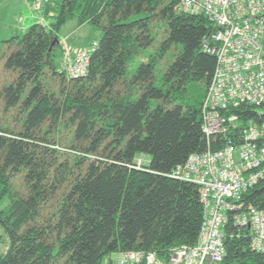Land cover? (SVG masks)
<instances>
[{"label": "trees", "instance_id": "16d2710c", "mask_svg": "<svg viewBox=\"0 0 264 264\" xmlns=\"http://www.w3.org/2000/svg\"><path fill=\"white\" fill-rule=\"evenodd\" d=\"M40 14L44 22L0 39V66L13 76L0 100L21 113L20 131L0 126V205L10 199L0 210L10 239L0 264H116L112 256L128 251L168 260L196 245L198 186L169 174L208 148L201 105L216 59L203 40L214 24L179 0H43ZM70 20L103 31L78 78L59 67L62 44L52 46ZM55 131L68 134L63 145ZM142 154L151 159L139 167ZM242 200L264 208V180ZM225 234L219 264H264L248 228L230 218Z\"/></svg>", "mask_w": 264, "mask_h": 264}, {"label": "built area", "instance_id": "2783aa9c", "mask_svg": "<svg viewBox=\"0 0 264 264\" xmlns=\"http://www.w3.org/2000/svg\"><path fill=\"white\" fill-rule=\"evenodd\" d=\"M179 5L205 15L215 26L203 40L204 51L216 59L201 105L208 148L169 174L198 186L204 220L196 245L172 249L168 260L155 251H128L117 255L116 264H219L226 254L230 218L250 230L251 248L264 253V208L242 200L264 180V0H179ZM42 6L43 0L32 4L37 12ZM61 44L65 75H86L98 41L73 50L65 41ZM212 141L220 147L213 149Z\"/></svg>", "mask_w": 264, "mask_h": 264}, {"label": "rangeland", "instance_id": "374dc122", "mask_svg": "<svg viewBox=\"0 0 264 264\" xmlns=\"http://www.w3.org/2000/svg\"><path fill=\"white\" fill-rule=\"evenodd\" d=\"M8 3L9 7L12 8L10 10V16L12 19L17 14H31V10L29 9V2L27 4L26 0H4L3 5ZM32 7V5H31ZM34 15H36L38 18L41 17V14L37 11H33ZM44 21V20H43ZM36 22L35 18H31L24 22L22 31H25L29 28L30 25ZM1 23V22H0ZM23 23V22H22ZM9 29V28H8ZM12 32L10 35H8V31L5 29V27H2V24H0V35L2 39H6L11 37L14 34V30L10 29ZM158 31L159 37H163V31L162 29H156ZM103 34V31L94 25L90 23H85L83 25L78 26L77 22L75 20L68 21L61 29L60 31V37L64 38L67 42V45H69L72 50L73 48H85L90 44V42L93 39L99 40L101 35ZM79 46V47H78ZM5 53V49L2 46L0 48V58H2L3 54ZM139 60V59H138ZM136 60L135 62L131 63L129 69L135 70L137 64L139 61ZM63 62V56L60 60V68ZM160 69V67H159ZM159 76L161 73L158 71ZM13 76L7 75L0 66V86L2 84V81H6L11 79ZM195 93L199 96H202L204 93V88L201 85L194 86ZM21 113L19 112V107L15 109H10L9 111H4L3 109V102L0 100V126L6 127L9 130L12 131H20L21 129ZM68 134H66V131H63L62 133H58L57 131L54 132V138L55 141L59 145H63L65 140L67 139ZM145 156H149L148 154H143ZM141 156V155H140ZM143 159H137V164H143ZM142 166V165H141ZM15 184L17 185L19 191H17L18 194H25L26 190L24 188L22 180L18 177L14 180ZM10 204L9 197H6L2 204L0 205V210L7 209ZM10 246V239L9 235L2 223H0V253H5ZM115 261L117 260V256H112Z\"/></svg>", "mask_w": 264, "mask_h": 264}, {"label": "crops", "instance_id": "0c3cea01", "mask_svg": "<svg viewBox=\"0 0 264 264\" xmlns=\"http://www.w3.org/2000/svg\"><path fill=\"white\" fill-rule=\"evenodd\" d=\"M3 1L4 0H0V22H1L0 24H2V27L3 28L5 27V29L7 31L9 30L8 35H10V33L12 32L10 29H13L14 31L16 29H22L24 22H26L27 20H29L31 18H35L36 22L41 21V17L38 18L36 15H34L33 11H35V10H33V8L31 7V4H29V9L31 10V14H21V13L19 15L16 14L14 16V18L12 19V17L10 16V10L12 8L9 7L8 3L3 5ZM26 2L28 4L29 1L26 0ZM0 37H2V36L0 35ZM0 39H2V38H0ZM60 40L65 41V39L62 37H60ZM93 40H97V39H93ZM139 159H143L144 163H149L151 157L145 156L142 154L141 156H139ZM114 256H117V255H114Z\"/></svg>", "mask_w": 264, "mask_h": 264}, {"label": "water", "instance_id": "95a60500", "mask_svg": "<svg viewBox=\"0 0 264 264\" xmlns=\"http://www.w3.org/2000/svg\"><path fill=\"white\" fill-rule=\"evenodd\" d=\"M59 43V38L58 37H56L55 39H54V41H53V43H52V46L54 45V43Z\"/></svg>", "mask_w": 264, "mask_h": 264}]
</instances>
